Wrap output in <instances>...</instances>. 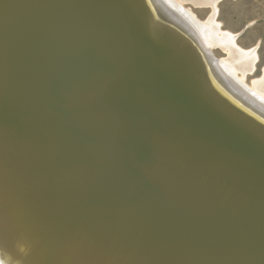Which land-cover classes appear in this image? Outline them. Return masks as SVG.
<instances>
[{
    "label": "bare ground",
    "instance_id": "obj_1",
    "mask_svg": "<svg viewBox=\"0 0 264 264\" xmlns=\"http://www.w3.org/2000/svg\"><path fill=\"white\" fill-rule=\"evenodd\" d=\"M127 1L129 7L140 14V21L146 24L157 42L165 45L167 52L177 54L209 100L264 137V76L253 85L246 82V75L255 70L258 54L256 49H242L237 35L221 28L216 19L219 8L215 0H209L213 14L206 23L177 0ZM9 3L5 1L6 10L0 4L2 48L9 57L10 67L3 68L2 62L0 64L5 95L0 97L3 110L0 119L6 118L10 126L9 130L2 131L0 124V152L10 163L6 167L7 175L0 178L11 175L10 169L21 167L14 174L22 183L26 199L47 217L49 227L40 225L37 217L41 219V215L35 211H21L17 207L12 216L6 204L0 201V259L5 264H157L155 258L160 259V255L155 257V250L145 245V239L153 242L152 233L145 235L139 220L141 214L152 216L153 203L160 202L169 213L182 214L188 209L201 216L203 219H197L200 221L206 222L208 215H216L213 224L212 220L208 221L210 225L204 226L202 222L194 232L196 241L190 250L178 252V242L173 244L171 253L161 257L163 264H264V196L261 194L255 202L247 199L243 208L236 206L237 194L232 191L235 181L231 175H224L228 185L215 190L210 187L207 204L216 209L212 207L215 212L208 213V210L197 211L188 194L189 208L177 183L176 188L154 184L134 165L118 156H103L100 149L96 156V178L113 187L112 194L107 195L100 185L102 181L89 180L85 170L73 162L71 152H62L53 144L50 135L55 122L44 110L46 97L41 96V90H38L40 96H36L35 73H41V77L45 73L33 54L32 43L36 44L38 34L31 33L30 38L26 29V14L29 10L33 15L34 11L24 8L23 0H11L8 8ZM162 4L169 12L162 9ZM48 21L49 17L44 16L36 28L41 32L38 35L41 48L61 54L70 62L69 55L54 39L60 34V27L47 26ZM215 46L226 50L229 58L210 59V52L216 56ZM158 51L168 60L173 59L176 70H182L178 57L175 60L162 49ZM236 61L242 63L243 75H239ZM226 78L244 94L233 89V83ZM173 174L188 193H193L191 176L185 166ZM213 179L202 178L206 186ZM21 202L22 206L33 210L29 204ZM134 203H137L136 208ZM94 217L101 222H96ZM203 226L207 227L205 231ZM54 231L60 236L52 234ZM107 237L112 247L108 241V245L100 249L98 242H105ZM74 238L79 239L80 245ZM197 246L207 250L197 254Z\"/></svg>",
    "mask_w": 264,
    "mask_h": 264
},
{
    "label": "water",
    "instance_id": "obj_2",
    "mask_svg": "<svg viewBox=\"0 0 264 264\" xmlns=\"http://www.w3.org/2000/svg\"><path fill=\"white\" fill-rule=\"evenodd\" d=\"M5 1L11 3L0 1L4 10ZM23 3L24 8L34 11L32 15L28 10L25 17L30 38L31 33L41 35L36 28L44 16L49 17L47 26L60 27V34L54 39L69 55L70 62L61 54L41 48L38 35L36 44L32 43L36 63L45 71L42 77L41 73H35L36 96H40L41 90V96L46 97L44 110L55 122L50 135L53 144L62 152L70 151L73 162L85 170L89 180H97L96 156L103 149V156H118L154 184L176 188L177 183L186 203H190L189 194L197 211L215 212L211 209L216 207L207 204L210 187L215 190L228 185L225 174L235 181L232 191L237 194L236 206L243 208L247 199L255 202L261 194L264 196V137L209 100L177 54L167 52L168 48L157 42L127 0H23ZM161 7L169 12L163 4ZM1 32L0 19V64L8 69L9 57L2 48ZM161 49L175 60L178 57L182 70H176L173 59L168 60L158 51ZM209 56L217 60L212 52ZM218 74L222 76L221 72ZM3 82L1 77L2 98ZM232 88L244 94L235 83ZM0 124L2 131L10 129L6 118L1 117ZM9 163L0 152V176L7 175ZM184 166L191 176L193 193H188L173 174ZM19 168L10 169L11 175L0 178V201L12 216L17 207L21 211H35L41 215V219L37 217L40 225L48 228L47 217L26 199L22 183L14 174ZM202 178L214 179L206 186ZM97 181H102L100 185L107 195L112 194L111 185L102 179ZM20 199L33 210L22 206ZM153 204V215L141 214L139 222L145 235L152 233L153 242L145 239V245L155 250V257L160 255V259L155 258L157 264H163L161 257L169 255L177 242L178 252L190 250L196 241L194 232L201 223L205 226L210 225L209 220L215 222L216 215H208L205 222L197 220L202 217L188 209L182 214L169 213L160 202ZM94 219L101 222L98 217ZM52 234L59 235L56 231ZM109 240L108 237L106 243L100 240V249ZM74 242L80 245L78 238ZM204 249L197 246L195 253Z\"/></svg>",
    "mask_w": 264,
    "mask_h": 264
},
{
    "label": "rangeland",
    "instance_id": "obj_3",
    "mask_svg": "<svg viewBox=\"0 0 264 264\" xmlns=\"http://www.w3.org/2000/svg\"><path fill=\"white\" fill-rule=\"evenodd\" d=\"M215 1L219 8L216 19L221 23V28L237 35V42L242 49H256L258 61L255 70L246 75L247 84L253 85L264 76V0ZM177 2L186 9L192 10L203 23L208 22L213 14L209 0H177ZM214 50L218 59L229 58V53L221 46H215ZM236 65L239 75H243L242 63L236 61Z\"/></svg>",
    "mask_w": 264,
    "mask_h": 264
},
{
    "label": "clouds",
    "instance_id": "obj_4",
    "mask_svg": "<svg viewBox=\"0 0 264 264\" xmlns=\"http://www.w3.org/2000/svg\"><path fill=\"white\" fill-rule=\"evenodd\" d=\"M0 261H2V262H3V264H5V261H4L3 259H0Z\"/></svg>",
    "mask_w": 264,
    "mask_h": 264
},
{
    "label": "snow or ice",
    "instance_id": "obj_5",
    "mask_svg": "<svg viewBox=\"0 0 264 264\" xmlns=\"http://www.w3.org/2000/svg\"><path fill=\"white\" fill-rule=\"evenodd\" d=\"M0 264H3V262H2V261H0Z\"/></svg>",
    "mask_w": 264,
    "mask_h": 264
}]
</instances>
